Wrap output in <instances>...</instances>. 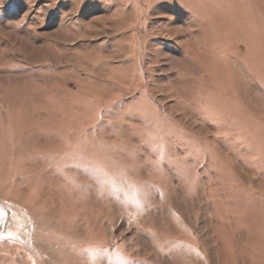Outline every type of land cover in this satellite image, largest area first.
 <instances>
[{"label": "rangeland", "instance_id": "rangeland-1", "mask_svg": "<svg viewBox=\"0 0 264 264\" xmlns=\"http://www.w3.org/2000/svg\"><path fill=\"white\" fill-rule=\"evenodd\" d=\"M0 264H264V0H0Z\"/></svg>", "mask_w": 264, "mask_h": 264}, {"label": "water", "instance_id": "water-1", "mask_svg": "<svg viewBox=\"0 0 264 264\" xmlns=\"http://www.w3.org/2000/svg\"><path fill=\"white\" fill-rule=\"evenodd\" d=\"M4 217H5V211L3 208H1L0 206V229H1V226H2V222L4 220Z\"/></svg>", "mask_w": 264, "mask_h": 264}, {"label": "bare ground", "instance_id": "bare-ground-1", "mask_svg": "<svg viewBox=\"0 0 264 264\" xmlns=\"http://www.w3.org/2000/svg\"><path fill=\"white\" fill-rule=\"evenodd\" d=\"M2 227V226H1Z\"/></svg>", "mask_w": 264, "mask_h": 264}]
</instances>
